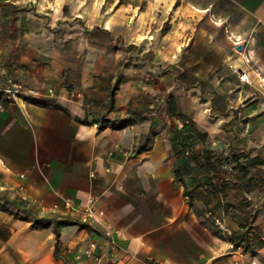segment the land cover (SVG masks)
Here are the masks:
<instances>
[{
  "label": "crops",
  "instance_id": "obj_1",
  "mask_svg": "<svg viewBox=\"0 0 264 264\" xmlns=\"http://www.w3.org/2000/svg\"><path fill=\"white\" fill-rule=\"evenodd\" d=\"M145 1L81 0L113 38L154 50L93 71L89 100L51 93L43 65L14 67L41 96L0 106V264H264V165L250 193L214 197L195 159L205 146L264 159V0ZM184 120L205 134L187 166L173 147Z\"/></svg>",
  "mask_w": 264,
  "mask_h": 264
},
{
  "label": "rangeland",
  "instance_id": "obj_2",
  "mask_svg": "<svg viewBox=\"0 0 264 264\" xmlns=\"http://www.w3.org/2000/svg\"><path fill=\"white\" fill-rule=\"evenodd\" d=\"M116 1L122 11L123 4L131 0ZM149 1L155 2L145 3ZM7 3L10 6L4 9ZM82 6L81 0H0V80L7 73L6 78L36 90L16 78L18 68L14 67L36 69L43 65L59 76V84L47 87L52 88L51 93L65 92L77 99L79 92L84 94L88 89L84 85H89L93 71L118 75L137 62L141 53H154L153 45L129 46L121 40L122 35L113 38L109 30L96 25L97 17L90 7ZM102 81L107 84L108 75ZM82 98L89 100L86 94Z\"/></svg>",
  "mask_w": 264,
  "mask_h": 264
},
{
  "label": "trees",
  "instance_id": "obj_3",
  "mask_svg": "<svg viewBox=\"0 0 264 264\" xmlns=\"http://www.w3.org/2000/svg\"><path fill=\"white\" fill-rule=\"evenodd\" d=\"M10 4H4V9ZM2 81H6L7 78H2ZM117 89V88H116ZM115 89V90H116ZM115 90L111 93V101L114 100ZM8 100L2 93H0V105L4 106ZM169 112L172 115H180L175 103L174 98L168 99ZM105 123V122H104ZM175 140L173 147L182 155L184 165L187 166L188 160L192 158L193 149L198 145H203L205 142V134L198 131L191 122L183 121L181 128L174 131ZM205 158L204 160H197L198 170L205 173L204 180L206 181L205 186L207 187V193L214 197H218L221 194H225L229 190L240 186H246L245 192L250 193L252 187L251 171L254 167L264 165V159L253 158L249 153L245 151L233 150L230 155L215 152V150L204 148ZM178 178V170L175 169ZM192 191L189 188L185 189L187 196H192ZM214 212L211 211L213 222L216 225H220L219 220L214 216ZM58 235V231H57ZM244 239V238H243Z\"/></svg>",
  "mask_w": 264,
  "mask_h": 264
},
{
  "label": "built area",
  "instance_id": "obj_4",
  "mask_svg": "<svg viewBox=\"0 0 264 264\" xmlns=\"http://www.w3.org/2000/svg\"><path fill=\"white\" fill-rule=\"evenodd\" d=\"M234 70L238 74L239 79L242 82H252L249 72L242 71L239 68H234ZM0 93H2L10 101L24 99L28 96L40 95L39 91L32 88H26L21 83L15 81L13 78H7L6 81L0 80ZM65 204L69 208L72 207V203L70 200L66 201ZM95 205L96 200L94 198H90L88 200L86 209L82 212V217L85 221H94L97 218V211ZM89 248L91 251H96L97 244L95 242H91Z\"/></svg>",
  "mask_w": 264,
  "mask_h": 264
},
{
  "label": "water",
  "instance_id": "obj_5",
  "mask_svg": "<svg viewBox=\"0 0 264 264\" xmlns=\"http://www.w3.org/2000/svg\"><path fill=\"white\" fill-rule=\"evenodd\" d=\"M239 48H241V46Z\"/></svg>",
  "mask_w": 264,
  "mask_h": 264
}]
</instances>
